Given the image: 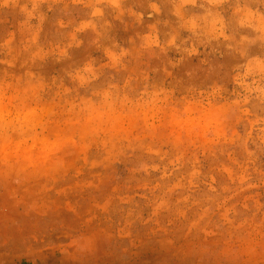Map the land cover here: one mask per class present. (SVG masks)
Returning <instances> with one entry per match:
<instances>
[{
	"label": "clouds",
	"instance_id": "9594fccd",
	"mask_svg": "<svg viewBox=\"0 0 264 264\" xmlns=\"http://www.w3.org/2000/svg\"><path fill=\"white\" fill-rule=\"evenodd\" d=\"M145 242L264 264V0H0V264Z\"/></svg>",
	"mask_w": 264,
	"mask_h": 264
},
{
	"label": "rangeland",
	"instance_id": "374dc122",
	"mask_svg": "<svg viewBox=\"0 0 264 264\" xmlns=\"http://www.w3.org/2000/svg\"><path fill=\"white\" fill-rule=\"evenodd\" d=\"M52 260L58 259V257L48 254ZM39 264V261L37 262ZM131 264H162V257L159 251L147 243H138L135 248V255Z\"/></svg>",
	"mask_w": 264,
	"mask_h": 264
}]
</instances>
